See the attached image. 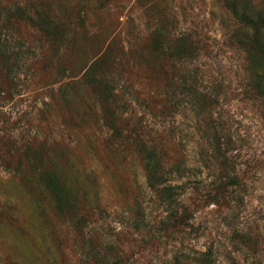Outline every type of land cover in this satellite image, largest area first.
Instances as JSON below:
<instances>
[{"label":"rangeland","instance_id":"1","mask_svg":"<svg viewBox=\"0 0 264 264\" xmlns=\"http://www.w3.org/2000/svg\"><path fill=\"white\" fill-rule=\"evenodd\" d=\"M0 264H264V0H0Z\"/></svg>","mask_w":264,"mask_h":264},{"label":"trees","instance_id":"2","mask_svg":"<svg viewBox=\"0 0 264 264\" xmlns=\"http://www.w3.org/2000/svg\"><path fill=\"white\" fill-rule=\"evenodd\" d=\"M180 42L182 44L186 43L184 39H182ZM214 138H216V135L214 136ZM208 140L210 141V143H208L207 145H209L210 149H212L213 145H211V139L209 138ZM218 142L219 141L217 139L214 140V148L211 150V152L214 153V156H215L214 160L218 163V165L220 164L221 167L223 168L225 167L226 169V162L225 161L221 162L220 156L223 157L224 160H226L227 151H224L223 149H221V146L219 144L220 142L219 143ZM218 146L220 147L215 148ZM151 159L153 160L154 158H151ZM149 165L152 166L153 164L149 162ZM155 169H156V166L154 165L153 169H150L146 175L147 185H148L149 190L151 191V194L154 197H159L160 199H164L167 205V208H166L167 213H168L167 218L177 221L180 225L186 224L187 220L190 219L189 214H188L189 208L186 205L181 204V201H180L181 194L180 192H178L179 188L177 187V185H173V184L166 185L164 183L163 185H161L162 184L161 176H160L161 172L159 171L157 172ZM234 184H235L234 181L231 180L230 178L228 179L223 178L221 182H219L216 185L215 195H214V198L212 199L213 200L212 203H214L215 205L221 206V207L225 206L226 208L229 209V201L227 200L229 199L230 195L236 194L238 191L234 187H232ZM237 185L240 190L242 188V185H239V183H237ZM240 192L241 191H239L238 193L240 194ZM185 218H187V220ZM244 230L245 229L238 228V230L235 231L236 232L235 236L232 238L233 244L240 250L247 248L248 242L250 240L249 238L250 236ZM197 255L198 257L193 258V261L195 263H205V262L209 263L210 262V257H211L210 254L198 252ZM250 263H257V262L253 257H251Z\"/></svg>","mask_w":264,"mask_h":264}]
</instances>
